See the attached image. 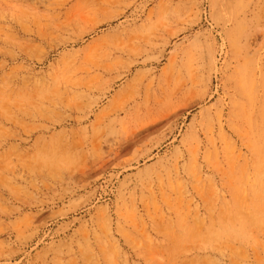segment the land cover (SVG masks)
Masks as SVG:
<instances>
[{
  "label": "rangeland",
  "instance_id": "obj_1",
  "mask_svg": "<svg viewBox=\"0 0 264 264\" xmlns=\"http://www.w3.org/2000/svg\"><path fill=\"white\" fill-rule=\"evenodd\" d=\"M0 264H264V0H0Z\"/></svg>",
  "mask_w": 264,
  "mask_h": 264
}]
</instances>
